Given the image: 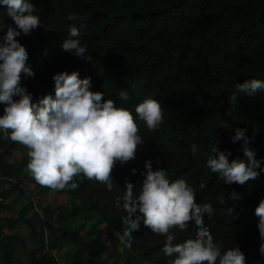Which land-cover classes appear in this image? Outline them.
I'll return each mask as SVG.
<instances>
[{
    "label": "trees",
    "instance_id": "16d2710c",
    "mask_svg": "<svg viewBox=\"0 0 264 264\" xmlns=\"http://www.w3.org/2000/svg\"><path fill=\"white\" fill-rule=\"evenodd\" d=\"M30 2L43 26L29 35L21 32L16 39L26 47L27 64L35 73L34 77H21L33 100L55 96V73L77 71L81 79H91L92 91H102L104 99L131 111L144 142L138 145L135 159L117 162L111 190L95 180L79 183L77 179L75 190H59L58 196L67 197L68 204L52 207L29 201L15 217L0 216V264H58L55 253L67 244L74 251L65 252L66 264H168L170 258L162 251L166 236L152 232L143 221L132 233L130 247L121 242L122 249L132 253L117 252L114 241L106 240L100 232L86 236L103 224L105 232H115L121 239L125 181L135 185L138 195L147 160L152 161L153 170L167 169L170 181L184 179L194 189L197 203H208L215 209L210 218L204 217V223L214 240L223 244V250L239 247L246 264H264L255 215L264 199V90L255 96L238 93L234 104L228 100L237 83L264 80V0ZM8 26L19 30L6 8L0 6V41ZM73 26L79 29L74 39L87 48L85 58L61 47ZM121 90L129 93L128 101L120 99ZM147 98L157 100L163 109L162 123L152 131L135 113V107ZM3 109L0 104V115ZM227 111L238 119L226 115ZM224 124L230 128L221 127ZM253 125L260 130L249 146L261 161L260 175L243 186L225 184L206 166L207 159L217 154L211 147L214 144L219 151L230 152L229 162L237 157L247 161L243 142L234 143L232 136L236 128H245L251 135ZM192 143L198 149L195 157L190 150ZM19 146L0 130V214L14 211L17 199L30 186L38 195L51 190L27 172V158L13 155ZM232 191L241 198L229 199ZM223 199L225 203L220 204ZM34 207L33 219L22 220ZM229 207L234 209L233 216L226 210ZM82 217L94 219L90 225H76ZM20 220L32 242L25 263L16 255L23 235L12 232ZM193 225L194 221L187 230H170L175 234L174 243L195 238Z\"/></svg>",
    "mask_w": 264,
    "mask_h": 264
},
{
    "label": "clouds",
    "instance_id": "9594fccd",
    "mask_svg": "<svg viewBox=\"0 0 264 264\" xmlns=\"http://www.w3.org/2000/svg\"><path fill=\"white\" fill-rule=\"evenodd\" d=\"M0 6L6 8L7 16L19 29L8 26L0 41V104L4 105L0 130L11 141L28 149L26 170L40 185L53 190H75L79 183L95 180L111 190L112 172L117 162L124 164L135 159L138 145L144 142L138 134L139 126L133 114L117 107L113 100L104 99L102 91H92L91 79H81L77 71L55 73V96L44 95L34 101L32 93L22 85L21 77L22 74L34 77L35 73L27 64L26 47L16 37L21 32L29 35L43 24L34 14L36 8L30 0H0ZM78 36L79 29L71 27L69 38L62 41L61 47L85 58L87 48L74 39ZM235 87L236 92L228 97L230 104L237 103L238 93L255 96L264 90V80L246 79ZM118 95L122 101L130 99L125 90ZM135 113L150 131L158 129L163 120L162 106L152 98L139 103ZM226 115L238 119L231 111ZM221 127L230 128L227 124ZM259 130V126L253 125L252 134L248 135L245 128H236L232 136L234 143L243 142L247 161L237 157L229 162L231 153L219 151L213 144L211 152L217 154L207 159L206 166L229 185L243 186L250 179L258 178L261 161L249 145ZM190 150L195 157L197 145L192 143ZM136 171L132 169L133 174ZM142 175L144 179L138 195L134 193L135 185L125 181L122 207L126 216L121 218L124 225L122 243L131 246L132 233L139 230L143 221L152 232L166 236L162 251L170 258L168 264H246V256L239 247L223 250V244L214 240L204 217L210 218L215 209L208 203H197L194 189L184 179L170 181L167 169L153 170L151 160L145 162ZM228 197L236 201L241 195L232 191ZM117 203H120L119 198ZM219 203L223 204L225 200ZM226 210L233 216L232 207ZM255 215L260 235L259 252L264 256V199L256 207ZM193 221L195 238L174 243L175 234L170 230H187Z\"/></svg>",
    "mask_w": 264,
    "mask_h": 264
},
{
    "label": "rangeland",
    "instance_id": "374dc122",
    "mask_svg": "<svg viewBox=\"0 0 264 264\" xmlns=\"http://www.w3.org/2000/svg\"><path fill=\"white\" fill-rule=\"evenodd\" d=\"M26 147L20 145L19 148L13 153L14 156L16 157H22V158H27V160L29 159L28 158V155H27V151H26ZM12 159V156L9 157V160ZM28 162V161H27ZM59 194V190H53L51 189L50 191L44 193V194H41V195H38L36 194V191L35 189L30 186V188L28 189V191L25 193V195L19 197L17 199V202L15 204V208H14V211L12 212H8V213H1L0 216L1 217H15L16 215V211L22 207L23 205H26L29 201H34V202H37V200L40 202L41 205H46V204H50L52 207L58 205V204H68V198L65 197V196H58ZM36 208L34 207L33 209L29 210L26 215L23 217L22 220H25V219H33V214L34 212H36ZM94 219V218H93ZM91 218V220H88L87 218H79L75 224L76 225H79L80 223L82 224L83 222L86 223V225H90L91 224V221L93 220ZM104 225L103 224H99L95 230H91L89 232L86 233V236L87 235H91L92 234H96L97 232H100L106 240L110 239V240H113L114 243H115V250L117 252H127V253H132L130 250H126L124 251L122 249V246H121V239L119 238L118 234H116L115 232H111L110 234H108L107 232H105L103 229ZM86 229V228H85ZM12 232H18L20 233L21 235H23V240H22V243L16 248V255H18L19 259L22 261V262H26V260L28 259V249L30 247H32V242H31V239L29 237V235L27 234L28 230L26 228V226L23 224V222L20 220L17 224V228L13 229ZM8 233L7 231L4 232V234ZM110 242L112 241H109L107 244L109 245ZM109 247V246H108ZM73 252L74 251V247L70 246V245H65L62 247V249H60L59 252L55 253L56 255V259H57V262L58 264H66V261L64 259L65 257V252ZM25 252V253H24ZM27 252V253H26ZM121 264H123V262H120ZM146 262L142 263V264H145ZM134 264H138V263H134Z\"/></svg>",
    "mask_w": 264,
    "mask_h": 264
}]
</instances>
